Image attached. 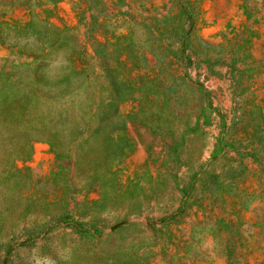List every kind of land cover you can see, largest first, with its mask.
Masks as SVG:
<instances>
[{
  "label": "rangeland",
  "instance_id": "obj_1",
  "mask_svg": "<svg viewBox=\"0 0 264 264\" xmlns=\"http://www.w3.org/2000/svg\"><path fill=\"white\" fill-rule=\"evenodd\" d=\"M0 264H264V0H0Z\"/></svg>",
  "mask_w": 264,
  "mask_h": 264
}]
</instances>
